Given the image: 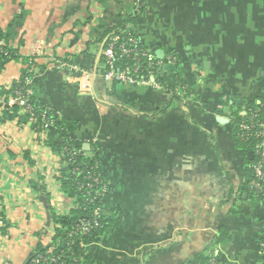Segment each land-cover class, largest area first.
Segmentation results:
<instances>
[{"label":"crops","instance_id":"crops-1","mask_svg":"<svg viewBox=\"0 0 264 264\" xmlns=\"http://www.w3.org/2000/svg\"><path fill=\"white\" fill-rule=\"evenodd\" d=\"M128 16L156 58L176 56L187 97L102 76L105 31ZM0 28V44L28 58L6 64L0 87L31 72L37 103L99 154L110 225L85 245L88 264H264V204L245 189L251 154L239 155L228 116L264 96V0H0ZM76 68L94 73L91 94ZM64 165L55 127L0 121V264H27L54 241L52 211L73 206L56 178Z\"/></svg>","mask_w":264,"mask_h":264},{"label":"trees","instance_id":"trees-1","mask_svg":"<svg viewBox=\"0 0 264 264\" xmlns=\"http://www.w3.org/2000/svg\"><path fill=\"white\" fill-rule=\"evenodd\" d=\"M131 21L132 16L121 17L116 25L105 31L102 44L110 34L120 33L124 35L121 31H124L127 24ZM2 36L3 33L0 28V40ZM15 58L28 61L27 57L19 56L15 48L0 44V72L4 70L10 60ZM153 60L156 61L157 59ZM101 61H103L102 56ZM29 62L35 65L33 58H29ZM123 63L131 64L132 61L124 58ZM142 65L145 66L144 60ZM155 68L156 66H153V70ZM31 81L32 73L29 72L19 76L9 88L0 87V96H3L4 100L3 104L0 103V107H3L0 121L6 122L17 118L18 121L25 122L30 117H34L40 118L55 127L59 136V146L64 153L65 159V165L57 170L56 178L63 193L72 200L73 206L67 213L52 211L51 218L55 224L54 241L49 246L38 243L27 264H88V260L85 257V245L102 235L110 225V219L101 211L104 203L102 189L107 186V178L101 173V160L95 145H92L87 150L83 148L81 142L76 144L72 139L76 122L65 116L58 117L40 106L31 93H25L26 89L31 88ZM161 81L168 88L177 89L179 94H171L173 95L172 97H178L179 95L187 97L191 93L187 82L175 69L166 71V76ZM17 90L23 91V97L20 99H23L24 103L20 104L19 100H17L9 105L7 97L9 95L14 96ZM27 105L32 107L31 112L24 111ZM248 108L257 112L249 120L255 123L264 122V96L255 101L245 102L242 105L232 104L228 116L232 138L239 155L246 156L251 154L244 172L245 189L248 194L256 197L264 204L263 196L254 193L249 187V181L254 177L253 164L257 159L253 153L255 140L254 138L244 140L238 137L241 132L239 123L243 120H248V113L243 115L242 110H247ZM22 110L24 113L20 114ZM48 144L54 147L50 141H48ZM45 198L47 199V196ZM97 210L98 213L96 214ZM82 224H86L88 228L86 230L82 229Z\"/></svg>","mask_w":264,"mask_h":264},{"label":"built area","instance_id":"built-area-1","mask_svg":"<svg viewBox=\"0 0 264 264\" xmlns=\"http://www.w3.org/2000/svg\"><path fill=\"white\" fill-rule=\"evenodd\" d=\"M145 0H137V7H142ZM120 33L110 34L106 37L105 42L102 45L101 56L103 58V72L102 76L105 79L119 81L128 84H139L145 86H152L155 89L163 90L168 94H179L176 88H168L161 80L166 75L162 74V67L164 63L175 64L177 62L176 56L168 54L164 61L156 58L154 50L152 48L143 47L136 37L127 30ZM131 59L132 63H123V59ZM153 59H157L154 61ZM143 60L145 66H143ZM58 68H68L71 70L72 65L66 62H58ZM153 66H156L153 70ZM73 69V68H72ZM78 75L74 76L77 83L79 92L83 94H91L94 87V73L77 69ZM25 93L29 94L30 89H26ZM23 91L17 90L15 95H9L7 103L10 105L13 102L19 100L20 104L24 103ZM2 99V96H0ZM24 111L31 112L32 107L27 105ZM248 113V120H243L239 123L241 132L238 137L244 140L248 138H254L255 144L253 153L256 156V161L253 164V179L249 181L250 190L254 193L261 194L264 201V122H253L252 119L256 115L255 110H242V114ZM97 180V178H95ZM107 186L103 187L102 192L105 194ZM98 213V210L95 212ZM2 219H0V224ZM81 228L86 230L88 227L86 224H82ZM260 251L264 255V240L260 242ZM54 261V259H52Z\"/></svg>","mask_w":264,"mask_h":264},{"label":"water","instance_id":"water-1","mask_svg":"<svg viewBox=\"0 0 264 264\" xmlns=\"http://www.w3.org/2000/svg\"><path fill=\"white\" fill-rule=\"evenodd\" d=\"M153 49H154V52H155V54L157 55L158 58H162L163 57L164 51L162 49H156V48H153ZM164 68L169 69V70H172L174 68V66L171 63H165L164 64ZM88 146H89V144L88 143H85L83 145V148H85V149L88 150Z\"/></svg>","mask_w":264,"mask_h":264}]
</instances>
